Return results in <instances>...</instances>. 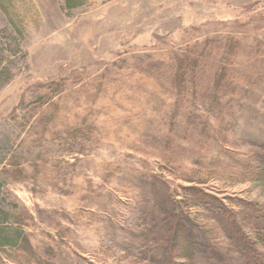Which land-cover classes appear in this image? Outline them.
Instances as JSON below:
<instances>
[{
  "label": "rangeland",
  "instance_id": "obj_1",
  "mask_svg": "<svg viewBox=\"0 0 264 264\" xmlns=\"http://www.w3.org/2000/svg\"><path fill=\"white\" fill-rule=\"evenodd\" d=\"M0 0V264H264V0Z\"/></svg>",
  "mask_w": 264,
  "mask_h": 264
},
{
  "label": "trees",
  "instance_id": "obj_2",
  "mask_svg": "<svg viewBox=\"0 0 264 264\" xmlns=\"http://www.w3.org/2000/svg\"><path fill=\"white\" fill-rule=\"evenodd\" d=\"M71 0H67L68 4H70ZM4 50L5 49H0V87L5 84L6 82H8L10 80V78L7 77V68L3 66V56H4Z\"/></svg>",
  "mask_w": 264,
  "mask_h": 264
}]
</instances>
